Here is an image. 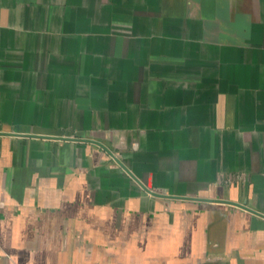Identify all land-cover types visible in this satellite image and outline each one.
Masks as SVG:
<instances>
[{
  "label": "crops",
  "instance_id": "0c3cea01",
  "mask_svg": "<svg viewBox=\"0 0 264 264\" xmlns=\"http://www.w3.org/2000/svg\"><path fill=\"white\" fill-rule=\"evenodd\" d=\"M259 214L264 0H0V264H264Z\"/></svg>",
  "mask_w": 264,
  "mask_h": 264
},
{
  "label": "water",
  "instance_id": "95a60500",
  "mask_svg": "<svg viewBox=\"0 0 264 264\" xmlns=\"http://www.w3.org/2000/svg\"><path fill=\"white\" fill-rule=\"evenodd\" d=\"M82 141H86V142H88V143H92V144H95V145H97V146H99V147H101L103 150H105L126 172H128V173H130L129 172V170H128V168L122 163V162H120V160L108 149V148H106L103 144H101L100 142H98V141H93V140H82ZM146 191H149V190H147V189H145ZM153 195H156V194H154V193H152ZM227 203H229V204H231V205H237V206H239V207H242V206H240V205H238V204H234V203H231V202H227ZM259 215H261L262 217H264L262 214H259Z\"/></svg>",
  "mask_w": 264,
  "mask_h": 264
}]
</instances>
